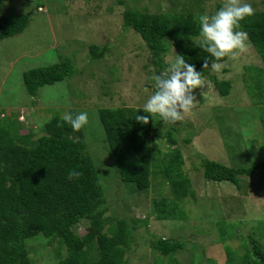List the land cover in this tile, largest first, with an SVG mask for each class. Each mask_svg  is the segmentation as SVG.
Here are the masks:
<instances>
[{
    "label": "rangeland",
    "instance_id": "1",
    "mask_svg": "<svg viewBox=\"0 0 264 264\" xmlns=\"http://www.w3.org/2000/svg\"><path fill=\"white\" fill-rule=\"evenodd\" d=\"M170 2L0 0V16H28V24L22 33L0 41V120L7 117L9 122L18 121L19 136L29 132L41 135L43 126L54 115L62 117L71 109L87 112L85 135L91 159L104 186L106 217L114 223L122 219L148 220L146 225L138 224L134 232L135 242L126 258L128 264H199L195 253L203 256V264H213L212 261L223 264L225 247L241 251L247 234L256 233V239L264 245V237H260L262 229L257 228L258 224L264 228V166L251 176L241 177V187L236 189L227 182L206 181L200 159L195 158L194 153L199 152L207 159L229 167L244 168L254 162L264 163V134L258 112L264 103L260 101V90L255 88V69L264 68V63L250 42L246 53L236 60L226 58L219 62L222 64L219 72H210L217 80L230 83L227 96H221L208 77L204 78L207 86L193 91L197 105L183 120H190L186 124L196 137L199 135L194 140L201 148L183 143L180 147L184 161L182 169L194 192V195L177 201V209L185 217L155 221L154 203L173 199L164 176L151 175L150 188L138 192L121 183L112 163L105 161L106 155L99 152L104 150L109 155L97 111L123 106L143 109L154 93L153 77L157 68L142 39L133 30H123V12L133 7L150 13L161 8L160 11L165 12L171 8ZM223 3L224 0H204L205 13L216 12ZM242 3L250 4L256 11H264L261 0H242ZM180 10V7L176 8V12ZM199 41L197 37L192 43ZM91 45L105 48L101 58L91 59ZM175 57V51L171 49L163 58L164 63L170 65ZM63 59L71 61L75 71L73 76L40 88L36 97L28 95L23 74ZM261 83L264 86V77ZM177 138L181 140L182 135ZM161 142L159 151L163 158L170 154L172 147L169 148L164 140ZM220 222L222 229L230 234L233 231L236 237L221 240ZM89 228V223L83 222L76 232L81 236ZM152 234L174 237L184 243V248L171 257L157 256L142 242V236ZM53 240L37 235L27 241L28 246L30 243L38 246L29 253L33 264H57L66 258L65 248Z\"/></svg>",
    "mask_w": 264,
    "mask_h": 264
},
{
    "label": "trees",
    "instance_id": "2",
    "mask_svg": "<svg viewBox=\"0 0 264 264\" xmlns=\"http://www.w3.org/2000/svg\"><path fill=\"white\" fill-rule=\"evenodd\" d=\"M203 1L171 0V8L165 12L160 11L161 8L153 13L127 8L122 15V27L123 30H133L142 39L152 64L157 68L155 76L169 66L163 58L174 49L176 55L195 65L203 79L208 77L221 96H227L230 83L217 80L210 74L212 58L199 48L200 41L192 43L201 30L198 17L206 14ZM178 7L181 10L176 12ZM216 9L218 11L220 7ZM27 24L26 15L0 16V41L22 33ZM238 30L248 33L250 44L264 63V11L255 10L253 16L241 21ZM104 49L91 45V59L101 58ZM206 57L209 59L208 69L202 67ZM74 72L69 59L28 70L23 74L25 90L28 95L36 97L40 88L70 79ZM255 72V88L260 90V101L264 103V86L261 83L264 68H256ZM79 112L71 109L68 113ZM258 112L264 134V107ZM97 115L109 155L104 150L99 152L106 155L105 161L112 163L121 183L134 187L138 192H146L150 188L151 175L164 176L173 199L160 203L154 201V220L160 222L185 217L177 209V201L194 195V192L188 175L182 169L184 161L180 147L183 143L201 148L200 143L194 140L199 135L196 137L186 124L190 120L168 124L155 115L149 117V123L145 125L135 119L136 115H148L143 109L125 106L101 108ZM18 129V121L9 122L7 117L0 120V264H33L29 253L38 246L33 243L28 246L27 241L37 235L55 239L53 241H58L65 248L67 256L57 264H128L126 258L135 242L134 232L138 224L146 225L148 220L122 219L114 223L106 217L108 208L104 186L89 153L85 128L75 132L61 117L54 115L43 126L41 135L29 132L19 136ZM180 134L181 140L177 138ZM163 140L172 148L170 154L160 158L159 145ZM194 157L200 159L199 165L206 181L227 182L236 189L241 187V177L251 176L264 166L259 161L244 168L229 167L201 157L199 152L194 153ZM70 170L79 171L82 175L69 180ZM83 222H88L90 228L80 236L76 228ZM221 224V240L236 237L233 231L230 230V234L222 229ZM257 228L262 229L260 237H264L262 224ZM255 234L246 235L241 251L225 247L223 264H264V245ZM142 238L143 244L160 257H171L184 248V243L171 236L152 234ZM195 256L196 261L203 264V256L200 253H195ZM212 263L219 264L217 261Z\"/></svg>",
    "mask_w": 264,
    "mask_h": 264
},
{
    "label": "clouds",
    "instance_id": "3",
    "mask_svg": "<svg viewBox=\"0 0 264 264\" xmlns=\"http://www.w3.org/2000/svg\"><path fill=\"white\" fill-rule=\"evenodd\" d=\"M254 12L253 7L248 3H242V0H224L218 11L198 17L201 29L199 48L212 58L211 71L219 72L222 68L219 61L224 58L236 60L248 51V33L238 29L241 27V21L253 16ZM202 67L209 68L207 57ZM153 80L155 91L143 107V111L148 115L135 116L137 122L145 125L149 123V117L155 115L168 124L183 120L197 105L193 91L207 86L195 65L187 63L180 55H176L174 62L159 75L154 76ZM61 119L70 125L73 131L79 132L88 123L89 118L87 112L77 114L66 112ZM81 175L79 171L70 170L68 178L78 179Z\"/></svg>",
    "mask_w": 264,
    "mask_h": 264
}]
</instances>
